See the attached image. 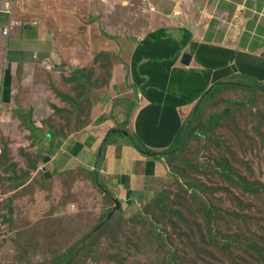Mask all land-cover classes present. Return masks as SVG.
Segmentation results:
<instances>
[{"label":"crops","instance_id":"1","mask_svg":"<svg viewBox=\"0 0 264 264\" xmlns=\"http://www.w3.org/2000/svg\"><path fill=\"white\" fill-rule=\"evenodd\" d=\"M99 53L112 65L107 99H95L84 130L52 140L48 103L66 107L53 92ZM233 80L264 84V0H0V139L34 145L27 151L45 156V176L97 172L123 210L170 174L165 157L139 151L133 136L158 153L172 148L200 99ZM20 105L41 131L34 144L14 116ZM112 129L124 135L102 146Z\"/></svg>","mask_w":264,"mask_h":264},{"label":"rangeland","instance_id":"2","mask_svg":"<svg viewBox=\"0 0 264 264\" xmlns=\"http://www.w3.org/2000/svg\"><path fill=\"white\" fill-rule=\"evenodd\" d=\"M91 64H79L93 69L88 101L77 109L48 103L43 122L57 134L52 140L67 142L84 130L95 99H107L112 65L104 58ZM233 82L243 87L209 97L198 119L206 124L219 113V124L189 136L166 156L170 174L162 189L113 214L115 200L99 175L101 187L82 169L45 176V156L29 153V141L0 139V193L12 207L0 239V264H264V193L245 192L223 175L229 166L244 184L264 186V89ZM73 88L64 82L61 93L74 96ZM16 109L21 123L19 114H32L22 105Z\"/></svg>","mask_w":264,"mask_h":264},{"label":"trees","instance_id":"3","mask_svg":"<svg viewBox=\"0 0 264 264\" xmlns=\"http://www.w3.org/2000/svg\"><path fill=\"white\" fill-rule=\"evenodd\" d=\"M100 58H104V60H107V56L105 53H99L98 55L95 56L94 58V63L96 61H98ZM102 60V59H101ZM92 70L93 69H89V70H85V69H76L75 71L72 72L71 76L69 78H64V82L67 84H74V88L76 91V95L75 98L74 96H67L64 95L60 92H57L56 95L63 100L64 102H68L71 104L72 109H77V107H79V105L81 104V102L83 100L88 101L89 98L86 99V95L90 94L89 88H90V82H91V77H92ZM110 76V75H109ZM247 83L253 84L255 86H257L258 88L264 89V84H261L259 82H252V81H245ZM239 87H243L242 84L239 83H234V82H221L216 84L210 92H208L207 94H205L199 101V103L197 104V107L195 109V111L193 112L192 116L190 117L189 123L185 125L184 129H182L180 135L178 136V138L176 139L175 143L173 144L172 148L164 151V152H155L152 151L148 148H146L144 145H141L139 139L136 136H133V141H132V145L137 148L139 151L143 152L144 154L151 156V157H165L172 151H174V149L179 146L185 139H187L189 136H198V132H203L204 128H207V132L208 131H212L214 126L219 124V122L222 120V118L224 116L219 115V113H214L210 116L209 121L206 124H201L198 122V119L201 117L202 114V110L203 107L207 104V101L209 100V97H212L224 90V89H233V88H239ZM73 88V89H74ZM245 88V87H244ZM89 91V92H88ZM60 93V94H59ZM89 102H91V98L89 100ZM57 110V108L55 109ZM80 110V109H79ZM226 115L227 116H231L232 114V110L231 109H226ZM19 117L21 119H23V124L25 125V127L31 132V136L34 138L33 140V144L36 143V139L38 138L37 133L41 131L37 128H35L33 126V124L30 122L29 119H27L26 116L19 114ZM88 123L87 125L90 123L92 116H89L88 118ZM43 126H45L46 128V124L43 123ZM49 136L51 137H56L57 134H54L53 132H49L48 131ZM112 134H120V135H124L123 131H120L118 129H112L108 132V134L105 136V139L102 143V146H104L108 140V138L110 137V135ZM91 173H93L92 178L93 181L96 185H100L99 187L102 186V184L100 183V181L96 180L97 179V172L92 171ZM223 175L224 177L230 179L231 181L235 182V183H239L240 185H242V188L245 192H253V193H264V186H262V184L260 182H257V188H253V186L247 184H244L245 182H243V180L236 178L234 175V171L229 167L226 166L224 168L223 171ZM241 177V176H239ZM246 181V180H245ZM247 182V181H246ZM165 190V189H164ZM164 190H161L160 192H158L155 196H159L160 194H162L164 192ZM5 200L0 208L3 212H5V215H3L4 221L7 223V221H10V215L12 214V207L10 206V203H8V201ZM180 218H182V215H179ZM204 217V222H205V226L207 225L208 219V226L211 228V218L209 216H203ZM198 228H200V225L198 226ZM73 249L74 247L71 248V251H69L67 254H65L63 256L64 260L70 259V257L73 255ZM264 258V256H262ZM76 261V260H75ZM74 264V263H73Z\"/></svg>","mask_w":264,"mask_h":264},{"label":"built area","instance_id":"4","mask_svg":"<svg viewBox=\"0 0 264 264\" xmlns=\"http://www.w3.org/2000/svg\"><path fill=\"white\" fill-rule=\"evenodd\" d=\"M67 1H69V2H76L78 0H67ZM10 30H11V28H5L3 30V35H7ZM4 200H5V196H3L0 193V206L4 202ZM3 215H5V212H3L1 210V208H0V239L4 235V233L6 232V222L4 221Z\"/></svg>","mask_w":264,"mask_h":264},{"label":"water","instance_id":"5","mask_svg":"<svg viewBox=\"0 0 264 264\" xmlns=\"http://www.w3.org/2000/svg\"><path fill=\"white\" fill-rule=\"evenodd\" d=\"M191 60H192V56L190 54L185 53L184 56H183L182 64L185 65V66H189L190 63H191ZM115 204H116L115 209L111 212V214H113L115 210H118L120 208V204H119V202L117 200H115ZM100 225L97 226L94 229V231H96L100 227Z\"/></svg>","mask_w":264,"mask_h":264}]
</instances>
